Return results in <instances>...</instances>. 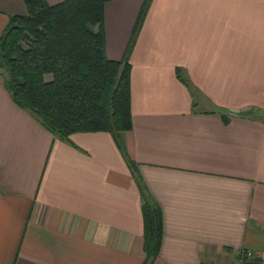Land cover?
<instances>
[{"label": "crops", "instance_id": "obj_1", "mask_svg": "<svg viewBox=\"0 0 264 264\" xmlns=\"http://www.w3.org/2000/svg\"><path fill=\"white\" fill-rule=\"evenodd\" d=\"M63 0H45L53 5ZM144 0L103 7L125 59ZM21 0H0V33ZM131 129L53 137L0 75V264H238L264 252V0H149L128 47ZM141 195L161 215L143 250Z\"/></svg>", "mask_w": 264, "mask_h": 264}, {"label": "trees", "instance_id": "obj_2", "mask_svg": "<svg viewBox=\"0 0 264 264\" xmlns=\"http://www.w3.org/2000/svg\"><path fill=\"white\" fill-rule=\"evenodd\" d=\"M21 1L25 15L10 16L0 33L1 79L11 101L53 137L108 133L122 151L119 133L131 129L126 55L149 0L139 9L125 59L118 62L104 54L103 7L112 0ZM141 198L148 259L158 253L161 215L150 198Z\"/></svg>", "mask_w": 264, "mask_h": 264}, {"label": "built area", "instance_id": "obj_3", "mask_svg": "<svg viewBox=\"0 0 264 264\" xmlns=\"http://www.w3.org/2000/svg\"><path fill=\"white\" fill-rule=\"evenodd\" d=\"M242 256L244 257L245 260L249 261H258L260 263H264V252H243Z\"/></svg>", "mask_w": 264, "mask_h": 264}, {"label": "water", "instance_id": "obj_4", "mask_svg": "<svg viewBox=\"0 0 264 264\" xmlns=\"http://www.w3.org/2000/svg\"><path fill=\"white\" fill-rule=\"evenodd\" d=\"M2 65V60H1V53H0V66ZM238 264H264V263H260L258 261H249V260H245V261H242Z\"/></svg>", "mask_w": 264, "mask_h": 264}, {"label": "rangeland", "instance_id": "obj_5", "mask_svg": "<svg viewBox=\"0 0 264 264\" xmlns=\"http://www.w3.org/2000/svg\"><path fill=\"white\" fill-rule=\"evenodd\" d=\"M91 30H94L93 27L90 28ZM5 74V71L3 69H0V75H4Z\"/></svg>", "mask_w": 264, "mask_h": 264}]
</instances>
